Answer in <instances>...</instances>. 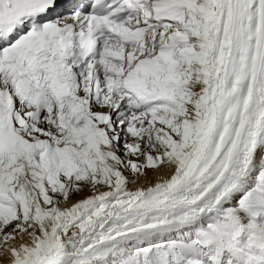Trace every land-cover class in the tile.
Instances as JSON below:
<instances>
[{"label": "snow or ice", "instance_id": "snow-or-ice-1", "mask_svg": "<svg viewBox=\"0 0 264 264\" xmlns=\"http://www.w3.org/2000/svg\"><path fill=\"white\" fill-rule=\"evenodd\" d=\"M0 264H264V0H0Z\"/></svg>", "mask_w": 264, "mask_h": 264}]
</instances>
